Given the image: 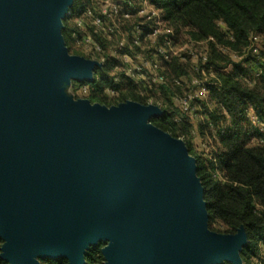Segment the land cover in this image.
Masks as SVG:
<instances>
[{
    "label": "water",
    "instance_id": "water-1",
    "mask_svg": "<svg viewBox=\"0 0 264 264\" xmlns=\"http://www.w3.org/2000/svg\"><path fill=\"white\" fill-rule=\"evenodd\" d=\"M72 4L0 0V256L9 264H86L93 239L106 237L105 264H242L245 229L208 228L195 159L182 139L149 121L164 110L62 97L63 81L92 79L100 65L68 54L61 29ZM97 172L105 174L91 183V202L82 201L81 182ZM125 176L140 182L113 220L99 197Z\"/></svg>",
    "mask_w": 264,
    "mask_h": 264
},
{
    "label": "trees",
    "instance_id": "trees-1",
    "mask_svg": "<svg viewBox=\"0 0 264 264\" xmlns=\"http://www.w3.org/2000/svg\"><path fill=\"white\" fill-rule=\"evenodd\" d=\"M151 2L162 9L165 17L173 21L178 28L187 31L193 41L208 40L210 37L222 40V33L217 26L218 20L226 24L227 32H223V35L234 36L236 41L229 43L233 49H239L243 44H247L248 38L252 35L259 37L258 53L253 54L250 45L247 50L249 56L242 55V58L245 56L243 61L234 63V67L228 73H222L221 69L227 67L228 62L220 66L215 64L210 56L208 60V65L211 64L213 71L215 70L209 102L213 103L216 111L209 112V116L202 122L199 134L205 135L212 128L219 134L222 148L216 157L219 160L218 168L225 174L226 181L221 183L212 176L210 173L214 167L212 161L195 156L197 174L204 186L209 224L219 221L226 227L227 233H234L243 227L247 233V244L241 251L243 264H255L250 260L251 257L258 258V264H264V257L260 255L261 245L264 246V132L258 133L263 140L261 144L248 145L250 129L245 128L247 120L244 112L247 103H252L260 113L264 112V0H151ZM69 29L66 22L63 30L66 41L70 34ZM209 43L215 54L217 52L215 40H209ZM246 61L259 66L261 71L259 82L248 73L242 77L246 70L243 63ZM165 66L168 82L164 88L168 97L162 105L164 113L158 117H151L150 122L172 136L179 137L181 131L175 119L178 116L182 123H186L189 117L182 113L178 114V108L172 105L171 96L184 84L183 82L176 85L172 80L183 75L190 77L191 71L186 57L183 60L182 57L175 56L166 62ZM105 74V71L101 72L100 82L94 81L90 85L103 90L108 81ZM127 99L146 102L133 91L124 95L123 100ZM227 118L230 121L225 124ZM183 127H186L185 124ZM186 145L192 152L188 141ZM2 242L0 237V246ZM102 245L103 243H100L87 251L86 264H105ZM0 264L9 262L0 256ZM43 264L69 262L66 258L60 257L45 259Z\"/></svg>",
    "mask_w": 264,
    "mask_h": 264
},
{
    "label": "rangeland",
    "instance_id": "rangeland-1",
    "mask_svg": "<svg viewBox=\"0 0 264 264\" xmlns=\"http://www.w3.org/2000/svg\"><path fill=\"white\" fill-rule=\"evenodd\" d=\"M119 0H73L72 6L69 8L67 14L62 19V29L61 34L65 40L68 54L70 56H82L86 59L96 61L100 65H96L93 71L92 79H71L63 81L60 85V91L62 93V97L68 100L78 101L80 99H88L91 104L93 105H103L107 107H114L118 106L120 103L126 102L127 99L123 100L124 95L130 94V92H135L139 94L142 98L146 100L145 103L140 101H136L140 104H154L162 109V105L165 104L166 97L165 95V84L161 83H152L150 87L144 86V80H132L130 78L125 77L124 71V64L125 59L122 54L114 55L113 52L118 47L120 43L121 36L124 35L127 39L129 38V32L136 21H138L139 16L133 15L130 19L120 22V21H112L109 17L110 7L115 2ZM153 4V3H152ZM91 9L94 13V16H102L103 24L101 26H97L93 22L92 17H85L83 13L85 10ZM160 9V8H159ZM163 12V10L161 9ZM164 19V28H168L172 30L176 36L174 38L175 44L179 46L183 44H189L191 49L196 52L198 55L199 53L207 50L209 56L215 62V64H220V66L225 65L228 62V66L222 69V73H228L234 67V63H239L243 61L242 55L248 54L247 50L251 45V36L248 38V43L243 44L242 47L239 49H233L230 42H235L234 36L223 35V32H227L226 24L222 20L217 21V26L222 33V40H218L214 38L217 52L214 54L210 48L211 44L207 40L201 41H190L192 38L187 34V31L184 29L178 28L173 21L166 18L163 13ZM83 20V21H82ZM80 21L82 22L80 24ZM66 22L69 26V37L68 41L63 34V30L65 28ZM116 27L114 31L108 30L110 27ZM144 48H140L139 52L143 56H146L149 52L147 51L150 49V41L147 38L144 43H142ZM99 48V49H98ZM212 55V56H211ZM249 56V54H248ZM175 57V56H174ZM173 58V57H172ZM187 61L189 62L191 58L189 55H186ZM200 63L199 60H197ZM117 63V64H116ZM127 63V62H126ZM115 64L119 66L118 68L115 67ZM214 66V65H213ZM245 66V73L242 77L248 73L251 76H254V79L259 82L261 71L258 68L259 66L254 65L253 63H248L247 61L243 63ZM252 66L257 71H254ZM212 65H207L206 69H210ZM172 68V67H171ZM189 70L191 71L190 77L191 78H200L203 77L201 73H196L195 69L189 66ZM105 71V77L108 80L105 83V88L103 90H98L95 87L91 86L90 83L97 81L98 83L101 80V72ZM206 77L209 79H213L215 76L213 69L205 70ZM187 77L186 82H184L183 87L177 90L176 94L171 96L172 105L176 107L178 110V114H181L179 107H177V103L175 102V98L185 91L189 89V82ZM104 84V83H103ZM258 84V83H257ZM93 98V99H92ZM135 101V100H132ZM163 110V109H162ZM210 112H215V106L213 103L209 101H199V110L197 112L196 119H186V123H182L179 120L178 116L175 119V123L177 124L178 128L180 129L179 139H182L185 143L188 141L191 144L192 152L188 149V152L192 158L196 161L197 167V159L195 155L201 156L202 158H206L209 161L213 162L214 167L211 169L210 173L216 179H218L221 183L226 181L225 174L218 168L219 160L216 157L217 152L222 148L220 136L215 129L212 128L208 131L205 135L199 134L200 128H202V122L206 120V117L209 116ZM245 116H246V123L245 128L250 129L248 134L250 135L248 139V145H258L263 142L261 137L258 135L259 132H264V129L261 130L258 124H264V112H259L252 103H247L244 108ZM256 116L258 119L253 121V116ZM181 116V115H180ZM228 119V118H227ZM211 120V119H210ZM150 121V120H149ZM230 119L225 121V124L229 123ZM224 123V122H223ZM185 124L186 127H183ZM222 124V122H220ZM188 148V146H187ZM204 158V159H205ZM196 176L200 179L201 183L202 180L198 176L196 171ZM140 182V179L137 177L132 176H125V177H115L112 178L108 183L105 189V194L99 197V201L104 209V213L106 217L110 219H117L121 208L127 203L131 193L133 192L136 185ZM203 187V198H204V186ZM257 206L259 204L256 203ZM208 228L220 233V234H234L237 233L240 228L236 230L234 233H227L225 231L226 227L223 226L219 221H214L211 225L209 224L208 220ZM3 240V239H2ZM4 242V241H3ZM2 242V244H3ZM93 242H97L99 245H102V253L103 249L108 245V239L106 237H102L99 241L93 239ZM1 244V246H2ZM97 245H90L89 247L97 246ZM0 246V253L1 251ZM89 248V249H90ZM88 251V250H87ZM241 255V254H240ZM261 257H264V246L261 245ZM242 258V256H241ZM51 259L50 257H43L38 258L40 264H43V260ZM253 263L258 264L259 260L256 257H251L250 259ZM242 258V264H243ZM235 264L231 262L224 261V264Z\"/></svg>",
    "mask_w": 264,
    "mask_h": 264
},
{
    "label": "built area",
    "instance_id": "built-area-1",
    "mask_svg": "<svg viewBox=\"0 0 264 264\" xmlns=\"http://www.w3.org/2000/svg\"><path fill=\"white\" fill-rule=\"evenodd\" d=\"M107 13H109L112 21H120L121 23L130 19L133 15L139 16L138 21L133 24L129 32V38L127 39L122 35L118 47L113 52L114 55L122 54L125 59V77L133 81L143 79L145 87H150L152 83L166 84L168 82L165 74L166 62L170 61L174 56H180L185 60L186 55H189V57L196 59L195 70L201 73L203 77L189 78V89L175 98L177 107H179L182 114L192 120L196 119L199 101H209L210 86L214 84L213 79L206 77L205 70L212 69V67L206 69L209 60L207 50L198 55L191 49L190 43L182 46L174 45L176 34L172 30L164 28L163 12L152 4L151 0H119L110 7ZM93 14L91 9H87L84 11L83 16L92 17L94 24L101 26L104 18ZM115 29L116 27L114 26L108 28L110 31ZM147 38L150 41V49L147 50L149 53L143 56L139 50L144 48L142 43ZM209 40L213 41L214 38L210 37L207 41ZM190 41L193 42V40ZM258 47L259 37L252 35L251 52L257 54ZM116 64L115 67L118 68L120 64L119 66ZM186 80L187 78L184 81L181 77L174 78L172 82L176 85H181ZM252 119L254 121L258 118L254 115ZM258 126L261 130L264 129L263 123L258 124Z\"/></svg>",
    "mask_w": 264,
    "mask_h": 264
},
{
    "label": "bare ground",
    "instance_id": "bare-ground-1",
    "mask_svg": "<svg viewBox=\"0 0 264 264\" xmlns=\"http://www.w3.org/2000/svg\"><path fill=\"white\" fill-rule=\"evenodd\" d=\"M146 153L151 155L150 152H146ZM150 159L149 160L152 163L153 160H152L151 157H150ZM146 160H147V157H146ZM150 162L147 160V162L145 161L144 163L146 165H151ZM104 174H105L104 172H97V173L90 174V175L86 176L83 179V181L81 182V185H80V199L82 201L91 202V196H90V192H89V187H90L91 183H94L95 181L100 179ZM141 232H143V228L141 229ZM139 238L140 239L138 240V245H139L138 246V256L140 257V260H141V258H143L142 255H144L143 254L144 242L141 241L142 237H139ZM141 263H142V260H141Z\"/></svg>",
    "mask_w": 264,
    "mask_h": 264
},
{
    "label": "crops",
    "instance_id": "crops-1",
    "mask_svg": "<svg viewBox=\"0 0 264 264\" xmlns=\"http://www.w3.org/2000/svg\"><path fill=\"white\" fill-rule=\"evenodd\" d=\"M191 58V57H189ZM181 61V60H180ZM196 64V59L195 58H191V60L188 62V65L191 66L193 69L195 68L194 65ZM183 80L185 81V79L187 77H185V75L182 76ZM185 87L182 85V88Z\"/></svg>",
    "mask_w": 264,
    "mask_h": 264
}]
</instances>
